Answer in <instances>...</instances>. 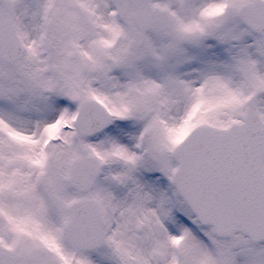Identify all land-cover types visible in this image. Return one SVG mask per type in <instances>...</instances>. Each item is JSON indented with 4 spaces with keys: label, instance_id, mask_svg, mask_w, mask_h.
<instances>
[{
    "label": "snow or ice",
    "instance_id": "1",
    "mask_svg": "<svg viewBox=\"0 0 264 264\" xmlns=\"http://www.w3.org/2000/svg\"><path fill=\"white\" fill-rule=\"evenodd\" d=\"M0 264H264V0H0Z\"/></svg>",
    "mask_w": 264,
    "mask_h": 264
}]
</instances>
